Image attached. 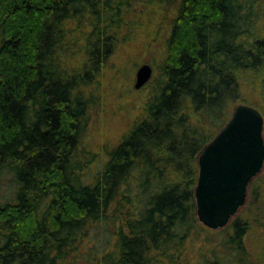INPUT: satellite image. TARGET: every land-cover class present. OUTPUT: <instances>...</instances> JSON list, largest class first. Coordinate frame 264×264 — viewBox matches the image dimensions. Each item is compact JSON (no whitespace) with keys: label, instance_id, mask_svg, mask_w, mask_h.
I'll list each match as a JSON object with an SVG mask.
<instances>
[{"label":"trees","instance_id":"1","mask_svg":"<svg viewBox=\"0 0 264 264\" xmlns=\"http://www.w3.org/2000/svg\"><path fill=\"white\" fill-rule=\"evenodd\" d=\"M255 1L180 0L143 117L90 175L82 90L130 0H0V264H81L88 231L100 246L85 264H179L198 221L197 154L242 100L240 78L257 74L264 91ZM238 221L225 244L241 255Z\"/></svg>","mask_w":264,"mask_h":264},{"label":"rangeland","instance_id":"2","mask_svg":"<svg viewBox=\"0 0 264 264\" xmlns=\"http://www.w3.org/2000/svg\"><path fill=\"white\" fill-rule=\"evenodd\" d=\"M179 2L180 0H130L125 17L129 24L122 29L115 51L82 90V96L86 98L87 127L80 148L83 150V159L91 160L88 174L92 175L102 166L108 151L143 117L146 102L157 86L171 20ZM253 9L254 32L264 35V0H256ZM77 56L78 52L75 51L72 58ZM144 63L151 66L152 74L147 84L136 89V70ZM239 84L242 100L235 104L244 103L258 109L263 107L264 91L257 74L240 78ZM236 217L244 221L246 226L243 245L248 259L243 262L264 264V165L251 181L246 202ZM231 232L229 224L214 230L197 221L175 249L174 256H179V264H205L213 259L231 264L229 261L233 259V252L225 244V239ZM95 236L94 231H88L86 241L78 248L81 264L86 262L83 260L84 255L88 259L92 258V255L85 252L92 240H98ZM95 244L100 246L99 240Z\"/></svg>","mask_w":264,"mask_h":264},{"label":"water","instance_id":"3","mask_svg":"<svg viewBox=\"0 0 264 264\" xmlns=\"http://www.w3.org/2000/svg\"><path fill=\"white\" fill-rule=\"evenodd\" d=\"M151 74V66L141 64L134 88L143 87ZM263 126L258 108L237 103L224 125L197 154L195 216L204 226L214 230L227 226L245 204L250 183L264 165Z\"/></svg>","mask_w":264,"mask_h":264},{"label":"flooded vegetation","instance_id":"4","mask_svg":"<svg viewBox=\"0 0 264 264\" xmlns=\"http://www.w3.org/2000/svg\"><path fill=\"white\" fill-rule=\"evenodd\" d=\"M247 196H248V192H247ZM246 199H247V197H246ZM246 202V201H245ZM244 206V205H243ZM242 206V207H243ZM242 207H240V209L242 208ZM239 209V210H240ZM238 210V211H239ZM238 211H237V213H238ZM237 213L235 214V216H233V218L231 219V220H233V219H237V217H236V215H237ZM239 220V219H238ZM239 221H241V220H239ZM238 221V222H239ZM246 233V232H245ZM244 233V234H245ZM248 256L246 255V253H241V255L240 254H237V253H233V255H232V258L233 259H231L230 261H229V263H231V264H239V263H241V264H245L243 261L244 260H246V259H248L247 258ZM236 258V259H235ZM208 262V261H207ZM206 264H224L223 263V261L222 260H220V259H213V260H211V261H209L208 263H206Z\"/></svg>","mask_w":264,"mask_h":264},{"label":"bare ground","instance_id":"5","mask_svg":"<svg viewBox=\"0 0 264 264\" xmlns=\"http://www.w3.org/2000/svg\"><path fill=\"white\" fill-rule=\"evenodd\" d=\"M230 223V222H229Z\"/></svg>","mask_w":264,"mask_h":264}]
</instances>
